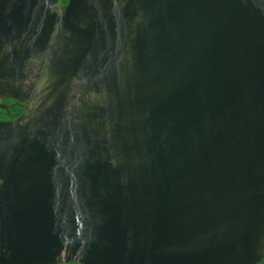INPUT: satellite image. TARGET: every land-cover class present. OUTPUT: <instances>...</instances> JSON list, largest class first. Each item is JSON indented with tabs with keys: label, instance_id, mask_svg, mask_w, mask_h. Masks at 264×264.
<instances>
[{
	"label": "water",
	"instance_id": "obj_1",
	"mask_svg": "<svg viewBox=\"0 0 264 264\" xmlns=\"http://www.w3.org/2000/svg\"><path fill=\"white\" fill-rule=\"evenodd\" d=\"M6 99L0 264L262 260L264 0H0Z\"/></svg>",
	"mask_w": 264,
	"mask_h": 264
},
{
	"label": "trees",
	"instance_id": "obj_2",
	"mask_svg": "<svg viewBox=\"0 0 264 264\" xmlns=\"http://www.w3.org/2000/svg\"><path fill=\"white\" fill-rule=\"evenodd\" d=\"M61 3L65 4L68 2V0H60ZM6 103H11V100H6ZM15 111H20L19 105L14 106V109H5L0 107V120H11L13 119V116L10 114ZM64 264H79L75 262H69V263H64ZM258 264H264V256L262 260Z\"/></svg>",
	"mask_w": 264,
	"mask_h": 264
},
{
	"label": "flooded vegetation",
	"instance_id": "obj_3",
	"mask_svg": "<svg viewBox=\"0 0 264 264\" xmlns=\"http://www.w3.org/2000/svg\"><path fill=\"white\" fill-rule=\"evenodd\" d=\"M68 2H69V0H68ZM68 2L65 3V4H63V3H61L60 0H59V4H61V5H67ZM31 80H33V79H31ZM26 82H27V81H26ZM6 100H11V99H6ZM6 100H5V101H6ZM5 101H4L5 104H8V105L14 104V105L12 106V108H8V109H14V106L19 105V109H20V111H15V112H12V113L10 114L11 116H13V119L18 118L19 116H21L22 114H24V113H26V112L28 111V105H26L25 103H22V102H16V101H14V100H11V103H6ZM5 109H6V108H5Z\"/></svg>",
	"mask_w": 264,
	"mask_h": 264
}]
</instances>
